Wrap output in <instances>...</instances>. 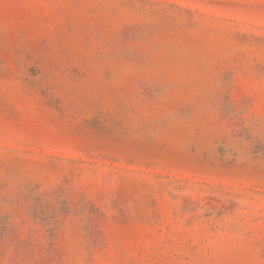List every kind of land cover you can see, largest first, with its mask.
Here are the masks:
<instances>
[{"label": "rangeland", "instance_id": "1", "mask_svg": "<svg viewBox=\"0 0 264 264\" xmlns=\"http://www.w3.org/2000/svg\"><path fill=\"white\" fill-rule=\"evenodd\" d=\"M0 264H264V0H0Z\"/></svg>", "mask_w": 264, "mask_h": 264}]
</instances>
